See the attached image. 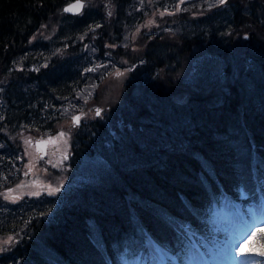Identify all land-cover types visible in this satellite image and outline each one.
<instances>
[{
	"label": "trees",
	"instance_id": "obj_1",
	"mask_svg": "<svg viewBox=\"0 0 264 264\" xmlns=\"http://www.w3.org/2000/svg\"><path fill=\"white\" fill-rule=\"evenodd\" d=\"M70 1L0 0V264L153 262L226 199L245 227L264 207V0ZM110 64L118 100L75 131L62 181L15 192L34 141Z\"/></svg>",
	"mask_w": 264,
	"mask_h": 264
},
{
	"label": "rangeland",
	"instance_id": "obj_2",
	"mask_svg": "<svg viewBox=\"0 0 264 264\" xmlns=\"http://www.w3.org/2000/svg\"><path fill=\"white\" fill-rule=\"evenodd\" d=\"M88 63H91V61L89 60ZM109 66L110 73L114 72L112 75L109 73L103 74V79L91 84L87 83L80 93V99L66 102L64 112L59 108L61 110L59 113H63L62 117L65 119L55 124L53 134L50 137L46 140L40 138L46 142L44 156H39V151L34 153L31 150L32 155L35 156L36 154L38 160L36 164L35 161L29 163L27 172H30V178L28 181L22 182L21 187H14L15 192L39 195L45 189L54 191L59 181L57 179L60 178V174L66 168L65 157L68 156L75 131L84 129L85 126L82 125L87 124V121L94 118L95 114L92 111L94 106L98 110L97 116L101 118L100 116L106 106H112L118 100L117 96L120 94L123 74L119 73L115 66L111 64ZM89 67L90 72L93 74V65ZM103 67V73H106L105 64ZM75 116L77 123L72 121ZM70 118L71 122L68 121ZM29 157L31 156L29 155ZM95 165H97V160L85 161L83 169H92V166ZM75 179L72 180L73 184L78 182ZM60 180L62 181V178ZM262 200L264 202V199ZM220 203V208L212 210L207 218L206 226L203 227L205 233L202 235L196 234L195 237L190 236V240L185 242L181 249L174 250L173 254L164 252L165 256L158 252V259L152 263L145 254L122 257L120 264H215L219 259L228 264H244L245 261L251 262V264H263L264 260L261 256L251 253L250 245L256 236V234L252 235V232L257 233L259 229H264L253 228L254 225L264 221L262 212L264 207L260 206L257 211L251 208L249 221L243 229L240 226L244 219L239 202L226 199L220 201ZM2 212L3 208L0 206V213ZM189 234L191 235V233ZM5 238L0 236V244ZM235 242L239 251L237 247H233ZM232 248L233 251H231ZM240 251L247 255L241 256ZM229 260L233 263H230Z\"/></svg>",
	"mask_w": 264,
	"mask_h": 264
},
{
	"label": "water",
	"instance_id": "obj_3",
	"mask_svg": "<svg viewBox=\"0 0 264 264\" xmlns=\"http://www.w3.org/2000/svg\"><path fill=\"white\" fill-rule=\"evenodd\" d=\"M74 4H79L80 7L78 9H74L73 11H65L66 8H69L71 5H74ZM82 7H83V1L82 0H72L68 3H66L62 10L64 13L66 14H71V15H75V14H78L79 12H81L82 10ZM73 122L74 123H77L76 122V116L73 118ZM34 145L36 147L37 150H39L41 153H40V156H44L45 154V147H46V142L42 141V140H36L34 142Z\"/></svg>",
	"mask_w": 264,
	"mask_h": 264
},
{
	"label": "snow or ice",
	"instance_id": "obj_4",
	"mask_svg": "<svg viewBox=\"0 0 264 264\" xmlns=\"http://www.w3.org/2000/svg\"><path fill=\"white\" fill-rule=\"evenodd\" d=\"M219 2L221 4H223V3L226 2V0H219ZM79 7H80L79 4H74V5H71L69 8H66L65 11H73L74 9H78ZM253 228H264V221H261L258 224L254 225ZM249 231H251V230H249ZM255 234H256L255 232H252V235H255ZM241 242H243V241H241ZM233 247H237L236 242L234 243ZM237 250L239 251L238 247H237ZM231 251H233V248L231 249ZM256 254L260 255V256H264V251H260V252H258ZM240 255L241 256H245L247 254L244 253L243 251H240ZM244 264H251V262L245 261Z\"/></svg>",
	"mask_w": 264,
	"mask_h": 264
},
{
	"label": "bare ground",
	"instance_id": "obj_5",
	"mask_svg": "<svg viewBox=\"0 0 264 264\" xmlns=\"http://www.w3.org/2000/svg\"><path fill=\"white\" fill-rule=\"evenodd\" d=\"M219 261H220V264H228V263H224V261H222V259H219ZM219 261L216 262L215 264H219ZM229 262L230 263H233V261H230V260H229Z\"/></svg>",
	"mask_w": 264,
	"mask_h": 264
},
{
	"label": "flooded vegetation",
	"instance_id": "obj_6",
	"mask_svg": "<svg viewBox=\"0 0 264 264\" xmlns=\"http://www.w3.org/2000/svg\"><path fill=\"white\" fill-rule=\"evenodd\" d=\"M43 140H45V139H43ZM45 142V141H44ZM41 153V152H40ZM40 155V154H39Z\"/></svg>",
	"mask_w": 264,
	"mask_h": 264
}]
</instances>
